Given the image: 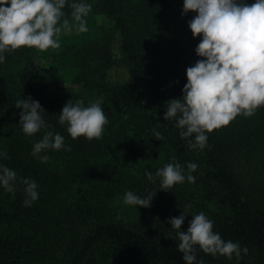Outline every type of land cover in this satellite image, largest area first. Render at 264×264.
<instances>
[{"label":"trees","instance_id":"16d2710c","mask_svg":"<svg viewBox=\"0 0 264 264\" xmlns=\"http://www.w3.org/2000/svg\"><path fill=\"white\" fill-rule=\"evenodd\" d=\"M86 2V32L63 30L60 48H22L0 63V164L18 177L14 193L0 186V264H184L167 221L184 212L187 231L201 211L214 232L248 253L228 259L197 247V264H264V107L207 134L204 149L189 148L163 117L165 104L183 96L186 69L201 59V37L188 27L196 14L182 15L184 0ZM29 97L70 152L32 155L46 130L23 132L15 105ZM69 100L100 103L108 119L101 138L68 135L58 121ZM173 158L186 175L187 163L198 165L195 182L160 191L145 173ZM20 178L38 184L31 207ZM126 191L157 193L149 208H136L122 203Z\"/></svg>","mask_w":264,"mask_h":264},{"label":"clouds","instance_id":"9594fccd","mask_svg":"<svg viewBox=\"0 0 264 264\" xmlns=\"http://www.w3.org/2000/svg\"><path fill=\"white\" fill-rule=\"evenodd\" d=\"M68 8L70 12H65ZM91 5L86 0H0V63L5 53L28 48L38 51L60 48L58 37L63 30L86 32V17ZM196 15L188 21L193 38L201 37L195 51L196 63L186 69L187 83L182 89L183 96L171 99L165 104V121L174 120L180 129L181 139L188 140L191 149H204L209 133L229 125L237 116L251 117L264 107V0L247 4L244 0H184L183 13ZM15 107L20 112V126L27 136L42 129V138L33 145L34 157L48 149L71 151L65 147L64 136L50 129L38 101L29 97L20 99ZM59 124L67 125V133L76 140L102 137L108 119L99 102L84 106V102H66L59 114ZM156 140L163 135L152 129ZM47 161L48 156L40 157ZM185 167L176 162L165 164L153 175L145 176L153 183L159 180L160 191H168L187 180L195 182L192 175L198 168L189 162ZM18 181L17 173L0 164V186L14 193ZM24 185L25 207H31L38 199V184L31 179L20 178ZM157 192L143 195L126 191L122 203L136 208H149ZM187 207H191L188 205ZM187 215L170 218L167 223L176 230L178 251L183 253L184 264H197V247L205 254L224 256L232 259L247 255L248 248L239 243L225 241L213 231V221L204 212L193 214L187 231L181 226ZM198 264H204L200 260Z\"/></svg>","mask_w":264,"mask_h":264},{"label":"rangeland","instance_id":"374dc122","mask_svg":"<svg viewBox=\"0 0 264 264\" xmlns=\"http://www.w3.org/2000/svg\"><path fill=\"white\" fill-rule=\"evenodd\" d=\"M69 85H70V84H66V85H65V84H61L60 86H61V87H64V86H69Z\"/></svg>","mask_w":264,"mask_h":264}]
</instances>
